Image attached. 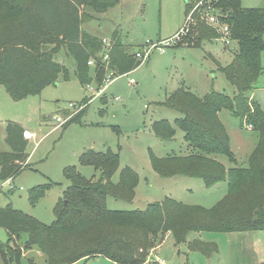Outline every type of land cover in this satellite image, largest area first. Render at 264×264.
I'll list each match as a JSON object with an SVG mask.
<instances>
[{
	"label": "trees",
	"instance_id": "16d2710c",
	"mask_svg": "<svg viewBox=\"0 0 264 264\" xmlns=\"http://www.w3.org/2000/svg\"><path fill=\"white\" fill-rule=\"evenodd\" d=\"M198 1L184 0L186 12ZM117 3L118 0H0V86L13 101H19L39 94L59 79L68 80L66 66L54 60L61 49L73 58L75 76L83 87L93 85L98 90L110 71L120 76L135 70L140 62L122 43L117 30L109 39L108 60L102 61V39L81 29V24L94 19V14L105 13ZM209 4L218 13L219 21L228 26L230 45L237 48L231 62L220 67L235 94L228 97L212 91L198 97L186 88L175 89L159 105L181 117L172 124L155 121L150 128L155 137L165 142L173 139L175 128L180 129L190 151L187 155L165 157H156L149 151L148 156L158 176L198 178L205 187L225 182L224 196L209 209L166 197L144 210H109L108 195L133 200L138 175L125 167L113 183L119 154L110 149L86 150L79 155L78 163L99 171L100 178L86 179L74 166L65 167L63 175L69 185L53 208L50 225L10 204L0 206V227L7 234L6 243H0L4 264H19L23 250L18 242L22 234L27 237L24 249L36 246L47 264H74L97 256L116 264H156L147 261L148 253L166 233L175 245L184 244L189 251L209 257L217 253L216 244L187 241L190 233L264 231V112L249 97L263 71L264 9L242 7L240 0H210ZM187 29L177 46L199 47L219 36L198 11L193 12ZM90 60L93 66L87 65ZM223 110L257 134L246 167L236 165L229 137L218 117ZM83 112L84 109L62 127L78 121ZM24 131L16 122L6 123L4 141L9 151L0 152V181L14 179L25 169L28 141ZM216 156L225 157L231 166L226 167ZM49 188L50 185H41L30 189V205L34 206Z\"/></svg>",
	"mask_w": 264,
	"mask_h": 264
},
{
	"label": "rangeland",
	"instance_id": "374dc122",
	"mask_svg": "<svg viewBox=\"0 0 264 264\" xmlns=\"http://www.w3.org/2000/svg\"><path fill=\"white\" fill-rule=\"evenodd\" d=\"M240 3L245 8L264 9V0H240ZM86 12L92 14L89 10ZM186 14L184 0H118L105 13L94 14V19L82 23L81 29L106 40L111 39L117 30L122 43L135 52L146 42L157 44L172 38L182 28ZM181 40L180 37L173 41L171 46L164 48V53L154 49L143 64L113 78L93 98L91 92L78 82L74 73L75 62L63 49L54 55V60L66 66L68 80L59 79L55 85L46 87L39 94L19 101H13L0 86V152L9 151L4 141L8 121L20 124L33 135L26 148L28 157L25 169L12 180L16 189L10 190L3 185L0 190L1 206L10 204L12 208L50 225L54 220L53 208L69 185L63 169L74 166L82 177L96 181L100 178V172L90 166L79 165L78 157L86 150L104 152L110 149L119 154L118 170L111 182L116 183L120 170L128 167L137 173L138 184L130 202L108 195L107 209L144 210L149 204L166 197L186 205L212 208L224 196L226 183L205 187L198 178L158 176L150 166L149 151L156 157H165L187 155L190 148L184 142L180 129L175 128L173 139L165 142L154 136L150 126L159 120L172 124L181 117L177 112L159 105L177 88H186L198 97L212 91L232 97L235 89L220 67L231 62L237 48L235 44L225 48L220 35L199 47L177 46ZM261 65L262 74L249 97L264 112V52ZM84 99L88 102L78 121L53 129L56 125L54 116L66 117L70 113L69 103L83 104ZM43 117H46V121H43ZM218 117L229 137L236 165L246 167L248 156L257 143V134L245 124L241 126L239 120L227 110L221 111ZM215 159L226 167L231 166L223 156H216ZM41 185H50V188L44 197L31 206L28 191ZM257 234L261 236L259 240L264 241V232L257 231ZM163 236L161 241H155L148 257L156 255L164 264H255L257 261L250 247L253 235L190 233L187 241L198 239L216 244L217 253L209 257L189 251L184 244L175 246L171 235ZM26 239V235L22 234L18 242L23 250L19 264H47L36 246L24 249ZM6 241V231L0 227V243ZM260 258L264 261V253H260ZM0 264H4L1 257ZM74 264L116 263L97 256Z\"/></svg>",
	"mask_w": 264,
	"mask_h": 264
},
{
	"label": "built area",
	"instance_id": "2783aa9c",
	"mask_svg": "<svg viewBox=\"0 0 264 264\" xmlns=\"http://www.w3.org/2000/svg\"><path fill=\"white\" fill-rule=\"evenodd\" d=\"M210 0H199L193 8L187 13L185 22L182 26V28L170 39L158 42L157 44H153L150 42H146L145 45L141 46L139 49H137L134 52L135 58L140 62V65L143 64L151 54V52L154 49H158L160 53H164V48L169 47L173 44V41H176L180 37H182L185 34H181L184 31L187 32V28L192 21V14L194 11H198L199 13L202 14V18L204 21L208 24L211 25L212 27L216 28L220 37L222 38V41L224 43V46H229L230 41L228 40V26L222 22L219 21L218 19V13L214 11L212 6L209 4ZM102 44H103V53H102V61H107L108 60V51L110 48V43L109 40L102 39ZM93 61H88L87 65L88 66H93ZM122 76V75H120ZM119 77L118 75H115L113 72H109L106 75V78L104 80V84L100 89H96L94 86L92 88V85H86L85 88L88 89L91 94L92 98L98 96L104 88L110 84L113 81V78ZM130 83H133V80H130ZM85 104H74V103H69L68 105V110L70 113L64 118H61L60 116H54V120L56 121V125L53 129H56L58 127H61L63 124H65L68 120H70L75 113H78L84 108ZM250 129V128H248ZM24 138L29 141L33 135L29 133L28 131L23 132ZM11 178L4 180L2 183H0V190L3 185H6L9 187L10 190L16 189L14 185L12 184ZM0 206H1V199H0ZM147 260L154 262L156 264H164L163 260L159 259L156 255H152L151 258L147 257Z\"/></svg>",
	"mask_w": 264,
	"mask_h": 264
},
{
	"label": "crops",
	"instance_id": "0c3cea01",
	"mask_svg": "<svg viewBox=\"0 0 264 264\" xmlns=\"http://www.w3.org/2000/svg\"><path fill=\"white\" fill-rule=\"evenodd\" d=\"M45 118L46 117H43V121H46ZM24 130L27 131L26 129H24ZM258 232H260V231H258ZM243 233L246 234V235H249V237H250V235H253V237H254L250 247H252L253 255L257 257V261L255 262V264H264V261L262 260V258H260V253L261 254L264 253V241L259 240V238L261 236H259V234H257V231H254V232H243ZM167 235H170V234L166 233L165 236H167ZM174 245H175V243H174ZM158 246L160 247V245H158Z\"/></svg>",
	"mask_w": 264,
	"mask_h": 264
}]
</instances>
